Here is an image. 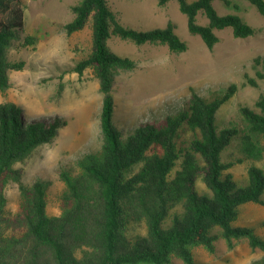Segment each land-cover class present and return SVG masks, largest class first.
Returning a JSON list of instances; mask_svg holds the SVG:
<instances>
[{
  "label": "trees",
  "instance_id": "trees-1",
  "mask_svg": "<svg viewBox=\"0 0 264 264\" xmlns=\"http://www.w3.org/2000/svg\"><path fill=\"white\" fill-rule=\"evenodd\" d=\"M171 0H158L160 6ZM216 0H178L188 29L209 49L220 41L218 31L231 28L237 38L257 32L238 14H220ZM225 4L239 7L233 0ZM264 15V0H249ZM75 17L65 25L69 35L92 21L90 54L74 70L83 75L92 68L103 93L99 148L81 155L75 166L63 167L65 187L59 195L60 213L49 211L51 182L42 178L22 181L16 167L39 146L51 142L66 124L58 115L28 117L13 101L0 104V264H212L196 254L211 252L216 242L246 238L253 249L264 250V236L254 226L238 225L241 207L264 205V94L254 105H242L237 116L219 124L220 108L238 90L231 84L217 94L191 88V96L162 118L120 127L115 121L114 73L133 69L136 62L113 51L112 36L167 45L185 52L189 44L170 21L164 28L140 30L122 23L108 0H80L72 5ZM203 14L207 23L199 22ZM25 26L23 0H0V88L10 87L8 49L16 31ZM33 40V37H30ZM256 77L264 80V55L254 59ZM238 141L240 156L224 159ZM249 161L248 176L231 170ZM20 182L18 209L7 210L6 186ZM205 188L199 186V180ZM144 226V231L137 229ZM253 264H264V256Z\"/></svg>",
  "mask_w": 264,
  "mask_h": 264
},
{
  "label": "rangeland",
  "instance_id": "rangeland-1",
  "mask_svg": "<svg viewBox=\"0 0 264 264\" xmlns=\"http://www.w3.org/2000/svg\"><path fill=\"white\" fill-rule=\"evenodd\" d=\"M79 1L23 0L25 26L16 31L7 58L24 64L20 69H9L11 85L6 90L0 88V104L13 101L28 117L58 115L66 122L56 138L16 164L22 181L42 178L51 182L48 207L53 214L60 213L59 195L65 187L60 175L63 167L75 166L81 155L91 148H99L103 141L104 96L99 79L92 68L83 75L74 70L91 52L92 21L72 35L65 29L75 17L72 5ZM108 1L125 25L150 30L164 28L173 21L178 34L189 44L187 51L173 52L163 44L138 45L118 36L109 39L113 51L136 62L133 69H118L114 73L115 121L120 127H133L173 112L190 98L192 87L209 96L237 84V92L218 111L217 120L221 125L233 120L242 105H254L264 94V80H259V86L247 82V77H256L255 57L264 55V15L249 0H233L239 7L229 6L222 0L214 2L220 14H238L257 32L247 38H237L231 28L218 31L220 41L213 49L200 36L189 32L187 16L178 0H171L165 6H160L158 0ZM207 21L200 14L199 22ZM240 155L237 141L225 152L224 159ZM257 164L264 167V160ZM250 165L246 161L231 170L237 178H245ZM19 185L18 179H12L5 188L8 211L15 212L20 205ZM199 186L205 188L202 179ZM237 224L254 226L264 236V205H243ZM137 229L145 230L142 225ZM196 254L212 264H253L264 256V250L253 249L246 238L235 241L234 247L220 239L214 252L201 246ZM171 264L185 263L173 258Z\"/></svg>",
  "mask_w": 264,
  "mask_h": 264
}]
</instances>
